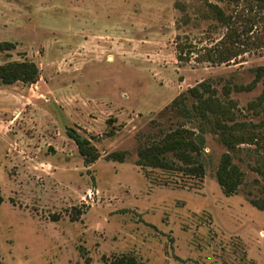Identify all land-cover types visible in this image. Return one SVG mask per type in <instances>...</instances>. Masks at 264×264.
Listing matches in <instances>:
<instances>
[{"label":"rangeland","instance_id":"rangeland-1","mask_svg":"<svg viewBox=\"0 0 264 264\" xmlns=\"http://www.w3.org/2000/svg\"><path fill=\"white\" fill-rule=\"evenodd\" d=\"M200 11L197 0H0V65L39 69L32 85L0 82L3 264H107L124 254L141 264H264V210L252 203H264L263 148L228 151L199 120L169 110L206 82L239 121L260 122L248 105L262 84L234 86L253 81L264 48L229 65L202 61L226 30ZM179 127L205 130L201 181L136 165L141 146ZM68 128L98 149L94 164ZM116 151L123 163L108 159ZM226 153L244 175L231 196L216 178Z\"/></svg>","mask_w":264,"mask_h":264},{"label":"trees","instance_id":"trees-1","mask_svg":"<svg viewBox=\"0 0 264 264\" xmlns=\"http://www.w3.org/2000/svg\"><path fill=\"white\" fill-rule=\"evenodd\" d=\"M201 4L202 19L211 20L222 26L226 32L213 47L204 49L202 61L213 65H229L247 51L264 48V0H197ZM263 40V41H262ZM6 50L14 45L6 43ZM5 50V49H4ZM179 59L183 58L184 47L178 46ZM254 79L248 85L234 86L237 92H251L258 84L263 91L256 100L248 105V110L259 118L260 122H243L237 119L233 101H221L216 91L206 82L198 84L173 101L169 110L189 120H199L228 149L235 152L243 144H256L263 148L256 170L264 176V67L253 69ZM39 69L34 62L14 61L0 65V82L11 86L17 82L34 84L37 82ZM232 91L225 88L228 96ZM185 127H179L164 134L159 140L143 145L137 152L136 165L142 168L159 169L167 173L178 174L182 178L201 181L206 175L202 162L206 139L203 134ZM66 135L77 146L86 166L94 164L100 153L92 142L68 128ZM126 152L116 151L108 156L109 160L123 163ZM243 173L233 162V156H222L216 174L217 182L226 196L235 194L243 182ZM4 199L0 192V206ZM253 205L264 210V203L252 201ZM0 264H3L0 260ZM107 264H141L135 257L121 255Z\"/></svg>","mask_w":264,"mask_h":264}]
</instances>
